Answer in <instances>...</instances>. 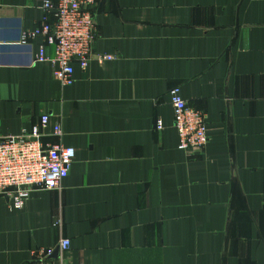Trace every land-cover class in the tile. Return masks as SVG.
I'll list each match as a JSON object with an SVG mask.
<instances>
[{
    "label": "crops",
    "instance_id": "0c3cea01",
    "mask_svg": "<svg viewBox=\"0 0 264 264\" xmlns=\"http://www.w3.org/2000/svg\"><path fill=\"white\" fill-rule=\"evenodd\" d=\"M42 3L0 0V136L48 113L42 139L76 156L24 208L0 194V264L63 238L71 264H264V0H97L93 50L115 58L66 86L34 62L43 37L23 41ZM175 86L207 113L199 154L179 148Z\"/></svg>",
    "mask_w": 264,
    "mask_h": 264
},
{
    "label": "built area",
    "instance_id": "2783aa9c",
    "mask_svg": "<svg viewBox=\"0 0 264 264\" xmlns=\"http://www.w3.org/2000/svg\"><path fill=\"white\" fill-rule=\"evenodd\" d=\"M97 0H43L47 13L42 27L27 32L23 41L43 37L34 62H47L63 86L74 81L75 63L87 69L91 59L112 60L111 54H95L97 24L93 8ZM49 15L54 21L49 20ZM55 47L54 55L48 46ZM174 111V126L179 135V148L188 154H199L209 143L207 113L190 105L179 86L170 89ZM50 123L44 113L37 125L20 135L0 136V194L18 209L25 207L36 190H54L62 187L75 160V149L61 142L46 143L42 138ZM156 126L162 129V122ZM54 136L63 135L62 125H54ZM57 250V256L55 251ZM71 240L63 238L57 247L36 249L34 259L27 264H71Z\"/></svg>",
    "mask_w": 264,
    "mask_h": 264
},
{
    "label": "water",
    "instance_id": "95a60500",
    "mask_svg": "<svg viewBox=\"0 0 264 264\" xmlns=\"http://www.w3.org/2000/svg\"><path fill=\"white\" fill-rule=\"evenodd\" d=\"M55 256H57V250L55 251Z\"/></svg>",
    "mask_w": 264,
    "mask_h": 264
}]
</instances>
